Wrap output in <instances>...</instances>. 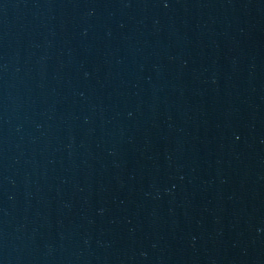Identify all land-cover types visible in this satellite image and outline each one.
<instances>
[{"label": "water", "instance_id": "water-1", "mask_svg": "<svg viewBox=\"0 0 264 264\" xmlns=\"http://www.w3.org/2000/svg\"><path fill=\"white\" fill-rule=\"evenodd\" d=\"M0 264H264V0H0Z\"/></svg>", "mask_w": 264, "mask_h": 264}]
</instances>
